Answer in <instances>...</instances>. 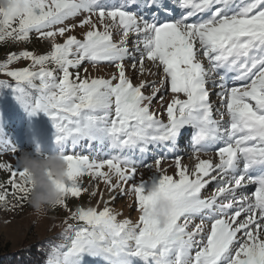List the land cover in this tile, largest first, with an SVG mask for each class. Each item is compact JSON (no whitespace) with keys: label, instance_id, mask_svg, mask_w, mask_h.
Wrapping results in <instances>:
<instances>
[{"label":"snow or ice","instance_id":"obj_1","mask_svg":"<svg viewBox=\"0 0 264 264\" xmlns=\"http://www.w3.org/2000/svg\"><path fill=\"white\" fill-rule=\"evenodd\" d=\"M20 2L18 14L0 8V42L35 34L50 50L10 53L0 75L12 83L0 80V87L31 115L49 118L68 169L57 185L67 227L59 243H49L45 264H264V0H9ZM77 28L82 38L72 34ZM20 60L29 63L11 68ZM85 63L116 71L93 77ZM148 64L162 79L134 84L129 70L151 75ZM211 88L218 89L215 107ZM165 91L173 94L166 122L152 111ZM186 126L196 129L194 169L183 156L173 158L175 176L162 169L164 156L146 161L155 146L171 152ZM84 144L96 152L76 154ZM0 151L18 154L2 135ZM208 153L218 161L200 158ZM153 164L155 174L137 182L139 167ZM0 171L9 174L0 181V208L22 209L28 173L17 158L0 162ZM83 177L134 196L140 215L131 234V220H118L109 206L114 195L102 209L68 207L69 197L87 191ZM212 183L214 192L202 196ZM158 196L173 202L163 227L146 212Z\"/></svg>","mask_w":264,"mask_h":264},{"label":"rangeland","instance_id":"obj_2","mask_svg":"<svg viewBox=\"0 0 264 264\" xmlns=\"http://www.w3.org/2000/svg\"><path fill=\"white\" fill-rule=\"evenodd\" d=\"M69 23H72V21H69ZM83 31L84 30L77 28L72 34L77 35L78 38H82ZM114 39L118 41L119 37L116 36L114 37ZM57 42L62 43V38H59ZM8 43H12L13 50L5 52L4 55H0V64L5 62L7 56L13 52L20 53L22 50H32L39 55L46 53L50 50V42H42L36 39L35 34H33L29 42L25 43L17 44L11 41L0 42L1 45H7ZM5 47L6 46H1L0 49H5ZM28 63V61L20 60L18 62L13 63L11 65V68H23L27 66ZM85 67L88 69V72L93 77L106 78L116 71L115 68L110 67L108 65L97 66L94 68L90 64L85 63L84 65H82V69ZM148 67L151 69L152 74H146L142 77L138 76L131 69L129 70V75L132 77L134 84L138 85L141 80L159 83V81L162 79V73H160L154 65L148 64ZM1 77L11 81L7 76L1 75ZM212 89L214 88H211L210 90ZM147 92L148 89H145L146 94ZM162 95L164 97L162 101L159 98L153 101L152 111L156 112L159 118L166 122V107L167 104L170 102L173 94L170 91H165L162 93ZM218 105L219 104H217V106ZM29 117L30 120L28 122L29 125L27 127L29 133L28 131H26V134L23 133L19 134L18 136L9 138V141L14 144L18 149V154L13 155L10 152L0 151V162L15 164L16 158L19 160V157L22 153L26 152L34 156L37 154V149H39V153L41 155H55L54 153L47 151V144L54 142L55 139V131L49 118L44 113H37L36 115L30 114ZM78 147L79 148L75 150L76 154H93L96 152L95 149H90V152L81 151V147L85 149L89 148L87 144ZM56 148H59L57 150V154H61V146L57 145ZM181 156L185 158L182 163L186 167H188L189 170L194 169L195 164L198 162L196 158H187L185 155ZM200 158L214 160L213 162L218 161V158L215 157L214 153H208L206 156H201ZM169 165L168 162H164L162 163L161 167L162 169L166 170L167 174L175 176L176 169L174 167V161L171 164V168H168ZM154 174V164L153 170L151 171L146 168L139 169L136 181H147ZM8 175L9 174L7 172L0 171V181H6L8 179ZM81 183L85 188H87V191L84 192L78 199L69 197L67 199V204L69 208L75 209L78 206H84L97 207L99 209H102L104 207V202L109 201L111 199V196L114 195L116 199L112 201L109 206L114 210L115 213L118 214V220L123 221L125 219H130L132 223L138 222L140 213L136 210L134 196L121 195L119 190H117L115 193H110L107 185L98 181H93L89 177L81 178ZM147 187H150V185H146V188ZM215 188L216 184L212 183L206 189H204L206 192H208V197L214 192ZM94 190L97 193L96 196L91 195V192ZM68 216L69 212L61 209L60 207L48 210L47 213L42 216H37L36 214H34L28 204H25L22 209L17 208L15 210H3V208H0V251L6 248L9 249V251L11 252H15L28 244L42 239H46L48 241H57L59 243L61 233L67 227V225L64 224L63 221ZM198 222V219L194 221V223ZM74 223V221L68 220V224ZM92 264H95V261L92 262Z\"/></svg>","mask_w":264,"mask_h":264},{"label":"clouds","instance_id":"obj_3","mask_svg":"<svg viewBox=\"0 0 264 264\" xmlns=\"http://www.w3.org/2000/svg\"><path fill=\"white\" fill-rule=\"evenodd\" d=\"M0 8L8 11L15 9L17 14L25 9L23 2L11 4L9 0H0ZM21 169L28 173L30 188L27 204L31 207L34 214L42 216L48 210L59 207L65 198V194L58 190L57 185H62L67 181V165L62 159L61 154L36 155L22 153L19 157ZM155 190H150L148 194H153ZM173 209V202L158 196L155 206L146 210L147 214L154 220H158L161 227L166 222L168 215ZM135 229V223L130 228V234Z\"/></svg>","mask_w":264,"mask_h":264},{"label":"trees","instance_id":"obj_4","mask_svg":"<svg viewBox=\"0 0 264 264\" xmlns=\"http://www.w3.org/2000/svg\"><path fill=\"white\" fill-rule=\"evenodd\" d=\"M1 46L6 47L5 49H0V55L13 50L12 43L7 45L0 44ZM0 80L8 79L2 78L0 75ZM9 83L12 82L9 81ZM29 116V111L16 100L11 89L0 87V135L9 140L10 137L26 134L30 120ZM47 145L48 147L56 145L55 139L54 142ZM50 242L58 243L57 241L42 239L28 244L15 252L4 248L0 251V264H45Z\"/></svg>","mask_w":264,"mask_h":264},{"label":"bare ground","instance_id":"obj_5","mask_svg":"<svg viewBox=\"0 0 264 264\" xmlns=\"http://www.w3.org/2000/svg\"><path fill=\"white\" fill-rule=\"evenodd\" d=\"M205 64H206V61H205ZM212 95H216V94H215V93H212ZM187 130H188V129H187V126H186L185 128H183V129L180 130V133H179L178 135H180V136H184V135L186 134ZM182 141H183V140H182ZM180 145H181V144H180ZM179 155H180V153H177L176 155L172 156V158L169 159V160L167 161V162H168V165L170 164V165L168 166V168H171V167H172L171 164H172L173 161H174L173 157H176V156H179ZM192 158H193V156H192ZM213 161H214V160H213ZM166 165H167V164H166ZM172 169H173V168H172ZM253 187H254V186H252L251 189H253ZM202 193H203V191H202Z\"/></svg>","mask_w":264,"mask_h":264}]
</instances>
